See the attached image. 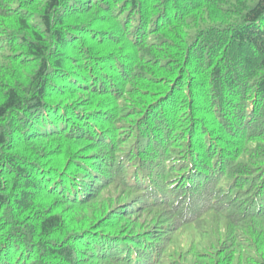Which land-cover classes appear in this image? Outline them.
Wrapping results in <instances>:
<instances>
[{
    "label": "trees",
    "instance_id": "1",
    "mask_svg": "<svg viewBox=\"0 0 264 264\" xmlns=\"http://www.w3.org/2000/svg\"><path fill=\"white\" fill-rule=\"evenodd\" d=\"M0 264H264V0H0Z\"/></svg>",
    "mask_w": 264,
    "mask_h": 264
}]
</instances>
